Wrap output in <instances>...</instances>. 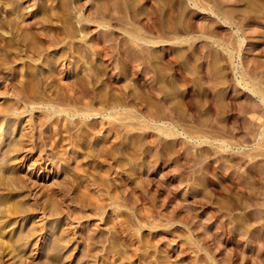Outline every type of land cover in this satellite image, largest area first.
Returning a JSON list of instances; mask_svg holds the SVG:
<instances>
[{
  "label": "rangeland",
  "instance_id": "rangeland-1",
  "mask_svg": "<svg viewBox=\"0 0 264 264\" xmlns=\"http://www.w3.org/2000/svg\"><path fill=\"white\" fill-rule=\"evenodd\" d=\"M258 91L264 0H0V264H264Z\"/></svg>",
  "mask_w": 264,
  "mask_h": 264
},
{
  "label": "bare ground",
  "instance_id": "bare-ground-1",
  "mask_svg": "<svg viewBox=\"0 0 264 264\" xmlns=\"http://www.w3.org/2000/svg\"><path fill=\"white\" fill-rule=\"evenodd\" d=\"M4 1H5V0H4ZM2 2H3V0H2ZM6 3H7V1H6ZM194 3H195V2H194ZM2 4H4V3H2ZM5 6H8V5H5ZM5 8L7 9V7H5ZM5 8H4V9H5ZM212 8H213V7H212ZM203 10H204V9H203ZM219 14H220V13H219ZM223 15H225V14H223ZM227 16H228V15H227ZM222 19H223V18H222ZM226 22H227V20H226ZM230 22H231V21H230ZM239 25H240V24H239ZM238 27H239V26H238ZM235 28H236V27H235ZM241 30H242V29H241ZM236 31H237V30H236ZM242 33H243V32H242ZM130 35H131V34H130ZM135 37H137V36H135ZM241 38H242V37H241ZM239 40H240V39H239ZM239 42H240V41H239ZM220 46H221V45H220ZM224 46H225V45H224ZM220 48H221V47H220ZM222 49H223V48H222ZM229 52H230V51H229ZM230 56H231V55H230ZM16 61H17V60H16ZM13 76H14V75H13ZM241 77H242V76H241ZM243 77H244V75H243ZM18 80H19V79H18ZM244 80H245V78H244ZM247 80H248V79H247ZM19 81H21V79H20ZM185 81H186V80H185ZM217 81H218V80H217ZM22 82H23V81H22ZM243 82H244V81H243ZM251 82H252V81H251ZM16 83H18V82H16ZM246 83H247V82H246ZM246 83H245V85H246ZM19 84H21V83L19 82ZM19 84H18V85H19ZM22 84H23V83H22ZM247 84H248V83H247ZM251 85H252V84H251ZM246 86H247V85H246ZM255 86H256V85H255ZM257 87H258V86H257ZM252 88H253V87H252ZM83 89H84V88H82V90H83ZM249 89H250V88H249ZM76 90H77V89H76ZM256 90H257V89H256ZM249 91H250V90H249ZM252 91H253V90H252ZM73 92H74V91H73ZM77 92H78V91H77ZM79 92H80V91H79ZM81 92H82V91H81ZM250 92H251V91H250ZM259 92H260V91H258L257 93H259ZM19 93H20V92H19ZM75 93H76V92H75ZM83 93H84V92H83ZM83 93H82V94L80 93V94H81L82 96H85L86 94L83 95ZM85 93H86V92H85ZM69 94H70V93H69ZM80 94H79V95H80ZM57 95H58V94H57ZM70 95H72V93H71ZM70 95H69L68 98H70ZM76 95H77V94H76ZM257 95H258V94H257ZM16 96L19 97L18 94H17ZM55 96H56V95H55ZM62 96H63V95H61V97H62ZM126 96H127V95H126ZM210 96H211V94H210ZM259 96H260V97L262 96L260 100H262L263 103H264V93L261 94V92H260V95H259ZM65 97H66V96H65ZM65 97H64V98H65ZM71 97H72V96H71ZM76 97H77V96H76ZM79 97H80V96H79ZM19 98H20V97H19ZM46 98L48 99V97H46ZM55 98H56V97H55ZM57 98H58V96H57ZM82 98H83V97H82ZM126 98H127V97H126ZM206 98H207V97H206ZM208 98H209V97H208ZM25 99H27V98H25ZM47 99H46V100H47ZM73 99H74V98H73ZM75 99H76V98H75ZM77 99H78V98H77ZM116 99H117V98H116ZM49 100H51V98H50ZM65 100H66V99H65ZM80 100H81V99H80ZM84 100H86V99H84ZM87 100H88V99H87ZM87 100H86V103H87ZM101 100H102V99H101ZM101 100H100V101H101ZM260 100H259V101H260ZM28 101H29V100H28ZM31 101H34V100H31ZM44 101H45V100H44ZM51 101H52V100H51ZM51 101H50V102H51ZM72 101H73V100H72ZM90 101H91V100H90ZM90 101H89V102H90ZM102 101H103V100H102ZM118 101H119V100H118ZM34 102H35V101H34ZM47 102H48V101H47ZM47 102H46V103H47ZM52 102H53V101H52ZM57 102H58V101H57ZM74 102H75V101H74ZM74 102H73V103H74ZM78 102H79L78 104H82V103H80V101H78ZM81 102H82V101H81ZM119 102H120V101H119ZM129 102H130V101H129ZM27 103H28V102H27ZM62 103H63V102H62ZM68 103H69V102H68ZM68 103H64V104H68ZM97 103H98V101H97ZM97 103H96V104H97ZM100 103H101V102H99L98 104H100ZM105 103H106V101H105ZM105 103H102V104H105ZM108 103H109V101H108ZM113 103H114V102H113ZM113 103H112V104H113ZM125 103H126V102H125ZM36 104H37V103H36ZM47 104H48V103H47ZM54 104H55V102H54ZM59 104H60V103H59ZM70 104H71V103H70ZM70 104H69V105H70ZM75 104H76V103H75ZM84 104H85V102H84ZM84 104H83V105H84ZM114 104H115V103H114ZM122 104H123V103H122ZM128 104H129V103H128ZM203 104H205V103H203ZM62 105H63V104H62ZM90 105H92V104H90ZM90 105H88V106H90ZM94 105H95V104H94ZM108 105H109V104H108ZM207 105H209V104H207ZM260 105H261V104H260ZM263 105H264V104H263ZM58 106H59V105H58V103H57V107H58ZM72 106H73V105H72ZM86 106H87V105H86ZM86 106H84V107H86ZM88 106H87V107H88ZM92 106H93V105H92ZM104 106H105V105H104ZM123 106H124V105H123ZM125 106H126V105H125ZM129 106H130V104H129ZM67 107H68V106H67ZM70 107H71V106H70ZM70 107H68V108H70ZM82 107H83V106H82ZM87 107H86V108H87ZM102 107H103V106H102ZM117 107H118V106H117ZM61 108H62V107H61ZM63 108H65V106H64ZM63 108H62V109H63ZM68 108H67V111H68ZM73 108H75V107H73ZM79 108H80V106H79ZM99 108H100V107H99ZM105 108H106V107H105ZM105 108H104V109H105ZM110 108H111V107H110ZM121 108H122V106H121ZM124 108H125V107H124ZM207 108H211V107H207ZM207 108H206V109H207ZM70 109H71V108H70ZM82 109H83V108H82ZM91 109H93V108H91ZM104 109H103V110H104ZM112 109H114V108H112ZM72 110H73V109H72ZM75 110H76V109H75ZM75 110L73 111V113L75 112ZM77 110H78V112H80V111H79L80 109H77ZM85 110H86V109H84V111H85ZM97 110H98V109H97ZM139 110H140V109H139ZM87 111H88V110H87ZM90 111H91V110H90ZM90 111H89V112H90ZM113 111H114V110H113ZM121 111H122V110H121ZM140 111H141V110H140ZM208 111H209V110H208ZM94 112H95V111H94ZM101 112H102V111H101ZM116 112H118V111H116ZM55 113H56V112H55ZM60 113H61V112H60ZM64 113H65V112H64ZM64 113H61V114H64ZM91 113H93V112H91ZM97 113H98V112H97ZM103 113H104V112H103ZM122 113H123V112H122ZM163 113H165V112H163ZM195 113H197V112H195ZM51 114H52V113H51ZM51 114H50V115H51ZM75 114H77V113H75ZM78 114H79V113H78ZM88 114H89V113H88ZM98 114H99V113H98ZM109 114H110V113H109ZM197 114H198V113H197ZM197 114H196V115H197ZM81 115H82V113H81ZM83 115H84V114H83ZM95 115H96V114H95ZM101 115H102V114H100V116H101ZM129 115H130V114H129ZM129 115H126V116H129ZM141 115H142V113H141ZM165 115H166V114H165ZM167 115H168V114H167ZM63 116H64V115H63ZM70 116H71V115H70ZM105 116H106V115H105ZM119 116H120V115H119ZM144 116H145V113H144ZM163 116H164V114H163ZM168 116H169V115H168ZM65 117H66V116H65ZM71 117H72V116H71ZM71 117H70V118H71ZM73 117H74V115H73ZM111 117H112V116H111ZM116 117H117V116H116ZM116 117H115V118H116ZM123 117H124V116H123ZM123 117H122V118H123ZM160 117H161V116H160ZM170 117H171V116H170ZM170 117H169V118H170ZM0 118H1V117H0ZM2 118H3V117H2ZM108 118H109V117H108ZM117 118H118V117H117ZM124 118H125V117H124ZM124 118H123V119H124ZM158 118H159V117H158ZM169 118L167 117L168 120H169ZM192 118H194V117H192ZM198 118H200V117H198ZM253 118H254V117H253ZM253 118H252V119H253ZM64 119H66V118H64ZM101 119H102V118H101ZM101 119H100V120H101ZM118 119H119V118H118ZM196 119H197V118H196ZM252 119H251V120H252ZM1 120H2V119H1ZM61 120H62V119H61ZM66 120H67V119H66ZM256 120H257V119H256ZM67 121H68V120H67ZM67 121H66V122H67ZM70 121H71V120H70ZM77 121H78V120H76V122H77ZM84 121H85V120H84ZM107 121H108V119H107ZM116 121H117V120H116ZM120 121H121V120H120ZM125 121H126V119H125ZM74 122H75V121H74ZM74 122H73V123H74ZM99 122H100V121H99ZM101 122H102V121H101ZM126 122H127V121H126ZM126 122H125V123H126ZM193 122H194V121H193ZM197 122H198V121H197ZM197 122L195 121V123H197ZM64 123H65V122H64ZM69 123L71 124L72 121L69 122ZM79 123H80V122H79ZM82 123H83V120H82ZM85 123H86V121H85ZM87 123H88V122H87ZM87 123H86V124H87ZM107 123H108V122H107ZM111 123H112V122H111ZM116 123H117V122H116ZM116 123H115V124H116ZM191 123H192V121H191ZM200 123H201V120H200ZM208 123H209V122H208ZM216 123H218V122H216ZM251 123H252V121H251ZM62 124H63V123H62ZM62 124H61V125H62ZM65 124H66V123H65ZM67 124H68V123H67ZM76 124H78V123H76ZM76 124H75V125H76ZM100 124H101V123H100ZM123 124H124V123H122V125H123ZM126 124H127V123H126ZM126 124H125V125H126ZM198 124H199V122H198ZM63 125H64V124H63ZM73 125H74V124H73ZM75 125H74V126H75ZM87 125H88V124H87ZM108 125H109V124H108ZM125 125H123L122 127H126ZM162 125H164V124H162ZM177 125H178V124H177ZM192 125H193V123H192ZM194 125H195V124H194ZM210 125H211V124H210ZM216 125H217V124H215V126H216ZM64 126H65V125H64ZM64 126H62V127H64ZM68 126H69V125H68ZM71 126H72V125H71ZM74 126H73V127H74ZM79 126H81V124H80ZM82 126H83V125H82ZM85 126H86V125H85ZM100 126H102V125H99V127H100ZM114 126H115V125H114ZM119 126H120V125H119ZM167 126H169V125H167ZM198 126H200V125H198ZM201 126H202V124H201ZM207 126H208V125H207ZM77 127H78V126H77ZM103 127H104V125H103ZM112 127H113V124H112ZM120 127H121V126H120ZM208 127H209V126H208ZM211 127H212V125H211ZM65 128H67V127H65ZM65 128H62V129H65ZM69 128H70V127H69ZM71 128H72V127H71ZM78 128H79V127H78ZM78 128H77V130H76L77 132H79V131H78ZM80 128L83 129L82 127H80ZM101 128H102V127H101ZM113 128H114V127H113ZM116 128H117V127H116ZM118 128H119V127H118ZM165 128H166V127H165ZM169 128H170V127H169ZM176 128H177V127H176ZM197 128H198V127H197ZM197 128H196V129H197ZM84 129H86V128H84ZM99 129H100V128H99ZM102 129H103V128H102ZM104 129H105V128H104ZM106 129H107V128H106ZM120 129H121V128H120ZM122 129H123V128H122ZM126 129H127V128H126ZM163 129H164V128H163ZM173 129H174V128H173ZM69 130H70V129H69ZM115 130H117V129H115ZM171 130H172V129H171ZM67 131H68V129L65 131V133H66ZM72 131H73V130H72ZM72 131H71L70 133H72ZM83 131H84V130H83ZM106 131H107V130H106ZM169 131H170V130H169ZM169 131H168V129H167L166 131H164V133L166 132V133H165L166 136H168L169 134H171ZM60 132H61V131H60ZM74 132H75V131H74ZM174 132H175V131H174ZM65 133H64V134H65ZM116 133H118V132H116ZM184 133H185V132H184ZM187 133H188V132H187ZM193 133H195V132H193ZM64 134H63V135H64ZM74 134H75V133H74ZM84 134H85V133H83L82 135H84ZM109 134H110V133H109ZM112 134H113V133H112ZM172 134H173V133H172ZM190 134H191V133H190ZM63 135L61 134V136H63ZM66 135H68L69 139H71V138H70L71 136H69V135H70L69 132L66 133ZM76 135H77V134H76ZM79 135H80V133H79ZM201 135H202V134H201ZM61 136H60V137H61ZM80 136H81V135H80ZM117 136H118V135H117ZM117 136H116V137H117ZM164 136H165V135H164ZM170 136H172V135H170ZM188 136H189V135H188ZM188 136H187V137H188ZM60 137H58V138H60ZM68 137H67V138H68ZM116 137H115V138H116ZM200 137H201V136H200ZM64 138H65V137H64ZM64 138L62 137L63 140H64ZM67 138H66V140H67ZM73 138H75V137H73ZM166 138H167V137H166ZM168 138H170V137L168 136ZM171 138H172V137H171ZM194 138H195V137H194ZM212 138H213V137H212ZM53 139H54V138H53ZM53 139H52V140H53ZM55 139H56V138H55ZM199 139H200V138H199ZM207 139H208V138H207ZM213 139H214V138H213ZM66 140H65V141H66ZM71 140H72V139H71ZM112 140H113V139H112ZM112 140H110V141H112ZM205 140H206V139H205ZM16 141H17V140H16ZM54 141H57V140H54ZM59 141H60V140H59ZM65 141L63 142V144L65 143ZM67 141H68V140H67ZM201 141H202V140H201ZM220 141H221V140H220ZM72 142H73V141H72ZM203 142H204V141H203ZM205 142H206V141H205ZM221 142H222V141H221ZM10 143H11V142H10ZM15 143H17V142H15ZM51 143H52V142H51ZM68 143H69V142H68ZM68 143H67V144H68ZM225 143H226V142H225ZM53 144H54V142H53ZM57 144H58V143H57ZM57 144H56V146H57ZM61 144H62V143H61ZM54 145H55V144H54ZM69 145H70V144H69ZM10 146L12 147V149H14V148H13L14 145L11 144ZM56 146H54V147H56ZM50 147H51V146H50ZM59 147H60V146H59ZM61 147H62V145H61ZM61 147H60V148H61ZM72 147H73V146H72ZM72 147H71V148H72ZM74 147H75V146H74ZM52 148H53V146H52ZM63 148H64V146L62 147V149H63ZM66 148H67V147H66ZM102 148L104 149V147H102ZM106 148H107V147H106ZM16 149H17V148H16ZM57 149H58V147H57ZM108 149H110V148H108ZM134 149H135V148H134ZM54 150H55V149H54ZM54 150H53V151H54ZM58 150H59V149H58ZM68 150H69V149H68ZM70 150H71V149H70ZM72 150H73V149H72ZM100 150H101V149H100ZM135 150H136V149H135ZM14 151H16V150H14ZM74 151H75V150H74ZM133 151H134V150H133ZM137 151H138V150H137ZM101 152H102V150H101ZM103 152H104V151H103ZM103 152H102V153H103ZM55 153H57V151H56ZM99 153H100V152H99ZM99 153H97V154H99ZM102 153H101V154H102ZM105 153H106V152H104V154H105ZM109 153H110V152H109ZM109 153H108V154H109ZM134 153H135V152H134ZM57 154H59V153H57ZM48 155H49V154H48ZM82 155H83V154H82ZM132 155H134V154H132ZM138 155H140V154L138 153ZM57 156H58V155H57ZM96 156H97V155H96ZM98 156H100V155H98ZM103 156L105 157V156H107V155L105 154V155H103ZM136 156H137V154H136ZM51 157H52V156H51ZM54 157H55V156H54ZM54 157H53V158H54ZM55 158H56V157H55ZM57 159H58V158H57ZM100 159H101V158H100ZM82 173H84V172H82ZM0 176H2V175L0 174ZM86 178H88V177L86 176ZM90 178H91V177H90ZM90 180H91V179H90ZM90 180H89V181H90ZM1 186H2V184H1ZM2 187H3V186H2ZM5 188H6V187H5ZM10 198H11V197H10ZM14 199H15V198H13V200H14ZM3 200H4V199H3ZM10 200L12 201V198H11ZM10 200H9V201H10ZM16 201H17V200H16ZM0 202H1V201H0ZM6 202H7V201H5L4 203H6ZM17 202L20 203V201H17ZM22 202H23V201H22ZM12 203H13V202H12ZM7 204H8V203H7ZM7 204H6V205H7ZM13 205H14V204H13ZM19 205H20V204H19ZM19 205H17V206H19ZM14 206H16V205H14ZM20 206H21V205H20ZM35 206H36V205H35ZM7 207H8V205H7ZM7 207H5V208H7ZM8 208H9V212H10V210H11L12 208H10V207H8ZM8 208H7V209H8ZM22 208H23V207H22ZM22 208H21V209H22ZM16 209H17V208H15V210H16ZM17 210H18V209H17ZM0 211H1V210H0ZM3 211L5 212V210H3ZM3 211H2V212H3ZM18 211H19V210H18ZM23 211H24V210H23ZM42 211H44V210H42ZM42 211H41V213H42ZM4 212H3V213H4ZM15 212H16V211H15ZM44 212H45V211H44ZM6 213H7V212H6ZM13 213H14V212H13ZM16 213H18V212H16ZM19 213H20V212H19ZM1 214H2V213L0 212V217H2ZM14 214H15V213H14ZM14 214H13V215H14ZM6 216H8V215H6ZM6 216H5V217H6ZM45 216H46V215H45ZM3 217H4V216H3ZM3 217H2V218H3ZM2 218H1V219H2ZM1 219H0V221L3 220V219H2V220H1ZM5 220H6V218H5ZM3 221H4V220H3ZM4 222H5V221H4ZM4 222H3V223H4ZM7 222H8V220H7ZM11 222H12V221H11ZM1 223H2V222H0V224H1ZM9 223H10V222H9ZM4 224H5V223H4ZM4 224H3V225L1 224V226H0L1 231L4 229V227H6ZM6 225H7V224H6ZM8 225H9V224H8ZM9 226H10V225H9ZM7 227H8V226H7ZM10 227H12V226H10ZM13 227H14V226H13ZM35 227H36V225H35ZM41 228H42V227H41ZM33 229H34V228H33ZM35 229H36V228H35ZM37 229H38V228H37ZM37 229H36V230H37ZM253 229H254V228H253ZM255 229H256V228H255ZM255 229H254V231L256 232L257 230H255ZM6 230H7V229H4L3 231H6ZM27 230L30 231L29 229H27ZM27 230H26V235H27V233H28ZM36 230H35V231H36ZM3 231H2V232H3ZM246 231H247V229H246ZM254 231H253V232H254ZM6 232H7V231H6ZM8 232H9V231H8ZM8 232H7V233H8ZM10 232H11V230H10ZM30 232H31V231H30ZM30 232H29V234H28L29 237L31 236V235H30V234H31ZM253 232H251V233H253ZM0 233H1V232H0ZM13 233H14V232H13ZM18 233H19V232H18ZM32 233H33V232H32ZM245 233H246V232H245ZM256 233H257V232H256ZM3 234H5V233L3 232ZM9 234H10V233H9ZM9 234H6V235H9ZM21 234H22V233H21ZM21 234H20V235H21ZM33 234H34V233H33ZM61 234H63V233H61ZM65 234H66V233H65ZM248 234H249V233H248ZM6 235H5V236H6ZM10 235H11V234H10ZM23 235H24V233H23ZM26 235H25V237H27ZM0 236H1V235H0ZM17 236H18V235H17ZM32 236H33V235H32ZM50 236L53 237V235H50ZM59 236H61L60 233H59ZM62 236H64V235H62ZM261 236H262V235H261ZM1 237H2V238H0V242H1L0 245H2V246H0V250H1V252H0V258L3 256V254H4L5 250H6V248H7V250L9 251L8 248H11V247H12V244H11L10 241H9L11 238L9 239V237L6 236V237H8L9 240L7 239L6 241H4V240H3L4 235L1 236ZM6 237H4V239H6ZM20 237H21V236H20ZM23 237H24V236H23ZM25 237H24L23 240H25V239L27 240V238H25ZM64 237H65V236H64ZM66 237H67V236H66ZM54 238L56 239V235H55ZM20 239H22V238H20ZM20 239H19V236H18V240H20ZM52 239H53V238H52ZM52 239H51V240H52ZM61 239H62V238H61ZM63 239H64V238H63ZM65 239H67V238H65ZM23 240H22V241H23ZM29 240H30V239H29ZM46 240H47V239H46ZM51 240H50V242H52ZM59 240H60V239H59ZM59 240H58V241H59ZM14 241H15V240H14ZM55 241H57V240H55ZM60 241H61V240H60ZM20 242H21V240L19 241V243H20ZM27 242H28V241H27ZM5 243H6V246H3V245H5ZM16 243H18L17 241L15 242V245H18V244H16ZM55 243H56V242H54V244H55ZM59 243H60V242H59ZM61 243H62V242H61ZM22 244H24V243H22ZM49 244H51V243H49ZM54 244L52 243L53 246H54ZM56 244H57V243H56ZM56 244H55V245H56ZM19 245H20V244H19ZM57 246H59V245L57 244ZM57 246H56V248H57ZM14 247H15V246H14ZM17 247H19V246H16V249H17ZM49 247H50V246H49ZM19 248H20V247H19ZM11 249H12V248H11ZM11 249H10V251H11ZM14 249H15V248H14ZM14 249H12V250H14ZM16 249H15V250H16ZM15 250H14V251H15ZM19 250L21 251V248H20ZM51 250H52V249H51ZM51 250H50V252H51ZM54 250H56V249H54ZM10 251H9V252H10ZM16 251H17V250H16ZM6 252H7V251H6ZM9 252H7V253L9 254ZM12 252H13V251H12ZM22 252H23V251H22ZM141 254H142V253H141ZM4 255H5V254H4ZM10 255H11V254H10ZM139 255H140V254H139ZM8 256H9V255H8ZM14 256H15V255H14ZM4 257H5V256H4ZM141 257H142V256H141ZM260 258H261V257H260ZM2 259H3V258H2ZM48 259H50V258H48ZM143 259H144V258H143ZM141 260H142V259H141ZM144 260H146V259H144ZM261 260H262V259H261ZM48 261H49V260H48ZM142 261H143V260H142ZM192 261H193V260H192ZM1 262H2V261H1ZM5 262H6V261H5ZM262 262H263V261H262ZM28 263H29V262H28ZM28 263H26V264H28ZM151 263H152V262H151ZM154 263H155V262H154ZM154 263H153V264H154ZM156 263H157V262H156ZM195 263H196V262H195ZM214 263H215V262H214ZM217 263H218V262H217ZM217 263H216V264H217ZM263 263H264V262H263ZM6 264H7V263H6ZM218 264H219V263H218ZM220 264H221V263H220Z\"/></svg>",
  "mask_w": 264,
  "mask_h": 264
}]
</instances>
